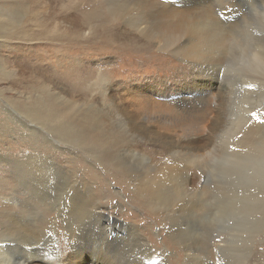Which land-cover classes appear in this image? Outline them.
Wrapping results in <instances>:
<instances>
[{"label": "rangeland", "instance_id": "374dc122", "mask_svg": "<svg viewBox=\"0 0 264 264\" xmlns=\"http://www.w3.org/2000/svg\"><path fill=\"white\" fill-rule=\"evenodd\" d=\"M134 1L43 0L50 34L80 37L58 52L54 41L39 38L38 26L28 29L26 37L11 35L8 46L0 36V249L16 258L12 264L20 261L25 245L35 244L46 261L28 264H200L199 258L187 262L186 253L208 252L210 262L218 256V230L209 219L213 205L204 204L197 191L184 192L187 171L188 191L205 182L202 169L194 163L188 167L186 156L202 154L212 141L220 122L217 108L226 97L234 103L230 106L246 104L254 114H264V58L228 43L240 29L242 44L259 48L257 55L264 57V0H237L232 6L230 0H142L144 6ZM8 2L0 7L13 17L14 33L33 13L19 15ZM127 2L131 7H120ZM160 7L180 13L158 16ZM142 18L151 26L154 20L168 26L181 18L189 49L174 48L186 38L183 34L170 40L173 47L162 45L158 33L145 35L149 30L143 31ZM43 89L68 103L73 120L86 109L94 112L85 131L109 130L121 143L108 145L104 157L91 152L88 143L59 137L53 122L36 116L42 108L33 102L44 99ZM143 94L169 105L170 111L156 108L154 115L161 118L198 116L202 100L210 96L208 129L182 133L177 128L174 134L158 128L142 118ZM180 97L183 103L174 100ZM170 162L173 166L163 170ZM99 218L113 224L116 233L109 241L102 230L96 233ZM262 219L264 202L263 210L248 219L253 222L251 240L244 242L239 232L229 246L224 244V264H238L248 249L244 264H264ZM77 231L89 240L80 249L72 246Z\"/></svg>", "mask_w": 264, "mask_h": 264}, {"label": "bare ground", "instance_id": "6f19581e", "mask_svg": "<svg viewBox=\"0 0 264 264\" xmlns=\"http://www.w3.org/2000/svg\"><path fill=\"white\" fill-rule=\"evenodd\" d=\"M0 2H7V0H0ZM134 2H135L134 5L136 4V6H141V5L144 6L146 4L142 0H135ZM236 2L237 0H230L229 3L232 6ZM131 5L132 3L127 2V4L124 3V5L120 4V7L127 8L128 6L131 7ZM8 6L11 8L18 9L19 15L20 12L24 13L25 15L26 14L30 15V13H33V15L29 16L30 18L25 22H23V24L19 26V29H17L14 33H12V29L15 28L13 17L10 16V13L5 14V12H2L5 11V9L3 7H0V36H2V38L6 40L3 42L5 46L10 45L9 42L11 41L9 38H11L10 37L11 35H14L15 37L17 36L26 37L30 32V31L28 32V29H32V26L39 27V34H40L38 35L39 38L41 39L43 38L51 42L54 41V43L51 44H54L53 46L55 47L54 49L56 52L61 50L60 48L62 47V45H65L66 43L72 41H76L77 37L80 38L79 34L75 32H71V33L68 32L69 34L67 33L65 37L61 34H50L53 30H51V28L47 23L50 21L46 20L45 18L46 3H44L43 0H9ZM96 8H101V5H97ZM178 8L181 9V7ZM174 10L173 8L165 9L164 7H160L155 13L158 16L168 15L171 13L174 14L180 13L178 12V9H174ZM230 10L226 8V11H230ZM119 12L120 10L118 11V13ZM180 19L181 18L174 19V21L168 26H166L165 24L163 25L159 20H154L152 21L153 25L151 26L149 24V21L147 20L144 21V19L142 18V22H144L146 25L143 31L149 30V32L145 33V35L149 37L153 33L155 34L158 33L162 45L169 44V46L173 47V42L170 43V40L172 38L178 37V35L180 34L186 35L185 33L180 32V31L183 32L187 31L185 28H181L179 26L180 23H183L182 21H180ZM198 24L200 25L201 23ZM188 34L189 36H193V35L197 36V34L194 32H188ZM187 38L188 37L186 35L185 39L180 40L179 42L177 41V43L174 45V48H177L180 51L188 50L189 48H185L188 46V42H189ZM56 56L60 57L59 53L56 54ZM42 92H43L42 95H46L44 99L38 98L33 102V104H36L40 106V108H42L41 112H36V116L45 121L53 122L52 128L59 137L63 139L74 140L76 143L79 144L86 145L88 143L89 146L88 149L91 150V152L94 153L101 152L104 157L109 155V152L107 151L108 145H110L114 141H116L115 145L121 143V140L115 138L113 133L109 130H105L102 128L100 129L91 128L89 132L84 130L86 125H89V122L91 121L92 116L94 115V112H92L91 110L89 109L84 110L82 114L76 115L79 117V119L73 120L72 117L75 111L72 110L71 108L70 109L66 108L69 107L68 103L57 101L54 97L47 94V92L44 89ZM226 93L229 94L228 92ZM201 94H204V92ZM141 96L142 97L139 99V107L142 109L141 111L142 118L145 121H149L153 123L155 126L166 132L176 134L177 128H179L182 133H203L205 129H208L205 127V125L207 124L206 123L207 118L211 116V115L209 116V114H211L213 108L211 107L212 104L211 101L213 100L210 101L211 104L209 103L210 96L206 97L208 100L204 99L205 101H203L201 99L202 102H204V104L203 105L201 104L202 107L200 108L199 115L196 116L195 113L196 117L193 116V118L187 116L184 117V115L182 118L181 114L177 116L175 115L163 116L162 118L156 117L154 115L156 112L155 111L156 108H162L164 110L170 111L169 105L167 103H159L156 100L151 99L148 96V94H143ZM200 98H202V96ZM189 99H193V98L188 97L187 101ZM174 100H178L179 102L182 101L181 103H183L184 101L183 98L181 97L179 99H174ZM198 100L200 99L198 98ZM222 100L219 99L218 103L219 101ZM229 103L232 105L234 104L231 103L226 97L225 101L223 102V105L222 104L218 105L219 108H217V111H218V119L220 120V122L218 126L213 130L215 135H213V138H210L212 139V141H210L205 146L206 148L204 152L198 156H195L194 153H189L186 156L188 167L189 164L194 163L198 168L202 169L203 176H205V182H203L202 184L200 183L201 185L199 186L198 190L194 189L188 191V189L185 187V182L187 180V174L189 173V171H187L188 173L186 172V175L184 177L185 194L189 193V195H193V193L197 191L200 195V200L203 201L204 204L210 203V205H213L214 215H212V217H210L209 219L212 220L215 229L218 230V233L215 234V238H218L219 241V243L216 245L218 248L217 250L218 256L214 262H210L209 260L210 258L207 257L208 255H210L208 254V252L195 253L194 251L190 250L186 253L187 262L194 261L197 258H199L200 264H224V261L226 260L224 256L226 245L224 244L226 243L229 246L233 236H240L239 232H241L244 235L245 237L244 242H249L248 240L251 239H249L250 236L248 234L250 233L251 229H253V222H249L248 219H253L256 216V214H258L263 210L264 114L263 113L256 114L258 111L254 114V112L251 111V108L246 104L245 105L240 104L239 107V105H237L236 103L235 106H230ZM247 103L249 102L247 101ZM60 105L65 107L63 111L59 107ZM176 106L179 108L177 103ZM194 117L195 118L198 117V118L195 120ZM234 133H236V137L234 140L233 139L231 140V138H229V135L231 136ZM228 141L229 142L233 141L232 145L230 144L231 145L230 147L229 146L226 147ZM172 166L173 165L171 162L167 163L165 164V168L163 170H169ZM208 177H211L212 179L208 180ZM137 180L138 179H136V183L138 184ZM59 211L62 210L59 208ZM92 214L93 213L91 212V215ZM236 217L238 219H236ZM99 219L100 221L96 223V227H95L96 233L99 234V231L102 230L105 240L109 241L111 235L116 233L114 231L113 224L112 222H107V220L106 223H104V221L101 220L104 218H99ZM263 227H264V219H262V228ZM172 229H169L168 234H170L169 235L170 237L175 235L174 233H172L173 231L170 233ZM82 232L77 231V233H74V240L72 241L73 247L80 249L82 245L85 246L86 242L89 241L87 240V235L84 233L82 234ZM239 241H241V239H239ZM186 244H188V242ZM35 246L37 247L36 244ZM35 246L25 245L23 247V251L21 255H18L19 257L18 259H20V261L17 262L15 260L16 261L15 264H28L29 260H35V259L38 260L42 259L46 261L47 255H38L37 252L39 249L38 250L37 248L35 249ZM185 246L189 247L187 245ZM249 251L250 249H248L244 253L243 260L238 264H244V262L246 261L245 259L249 254ZM106 253L111 254V247L109 242L106 243ZM240 253L241 250L238 249L236 255ZM160 256L162 257V255ZM13 258L14 256L9 255L8 253L6 254V252L3 251V248L0 249V264H12L13 260L16 259ZM115 259L117 260V262H119L117 258ZM231 260L232 257L230 256L229 262H231ZM84 264H92V263H84Z\"/></svg>", "mask_w": 264, "mask_h": 264}, {"label": "clouds", "instance_id": "9594fccd", "mask_svg": "<svg viewBox=\"0 0 264 264\" xmlns=\"http://www.w3.org/2000/svg\"><path fill=\"white\" fill-rule=\"evenodd\" d=\"M240 31V29L237 30V33ZM237 33H233L229 36L228 43L231 45L232 48L246 52L249 56H256L257 59L264 58L260 55H257L258 52H260L259 48L251 49L248 46H245L242 44L241 36Z\"/></svg>", "mask_w": 264, "mask_h": 264}]
</instances>
